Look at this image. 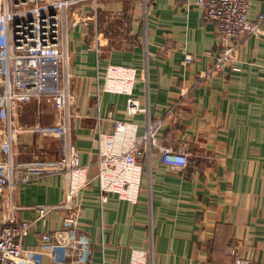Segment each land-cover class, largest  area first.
Segmentation results:
<instances>
[{
	"label": "crops",
	"instance_id": "0c3cea01",
	"mask_svg": "<svg viewBox=\"0 0 264 264\" xmlns=\"http://www.w3.org/2000/svg\"><path fill=\"white\" fill-rule=\"evenodd\" d=\"M98 3L105 17L123 13L130 43L113 51L106 47L98 56L92 26L78 22L71 31L73 137L92 179L77 193L75 208L78 227L93 246L92 260L85 264H132L135 250L145 252V264H232L226 254L232 243L241 245L252 264H264V24L260 39L247 36L242 42L231 67L205 77L219 38L216 23L203 20L202 7L149 0L148 60L138 38L141 0ZM250 3L251 19L264 12V0ZM82 7L87 14L91 10V4ZM147 61L148 80L139 76L133 89L138 113H132L124 94L102 92L97 98L98 72L105 77L109 64L140 69ZM57 112L37 102L20 109L19 123L26 129L18 134L14 153L25 171L43 170L45 162L60 158V140L36 130L58 123ZM148 115L164 121L159 141L184 145L191 164L174 169L156 151L150 164L143 163L137 203L115 194L101 202L94 165L99 126L110 134L116 120L143 123ZM64 190L65 179L58 174L21 184L15 194L19 217L32 220L38 206L62 203ZM67 213H52L46 227L38 222L24 239L26 249H40L41 234L58 229ZM39 262L69 264L49 256Z\"/></svg>",
	"mask_w": 264,
	"mask_h": 264
},
{
	"label": "built area",
	"instance_id": "2783aa9c",
	"mask_svg": "<svg viewBox=\"0 0 264 264\" xmlns=\"http://www.w3.org/2000/svg\"><path fill=\"white\" fill-rule=\"evenodd\" d=\"M99 1L0 0V264H42L39 262L42 256L64 259L69 264H85L92 260L93 246L89 236L78 227L75 210L77 193L92 179L88 176L90 166L81 162L73 137L76 96L72 91L70 36L78 22L92 26L91 42L98 56L103 55L106 47L113 51L128 44L123 13L112 12L105 17ZM183 1L188 7H202L203 20L216 23L219 46L214 63L204 71L205 77L231 67L247 36L260 39L263 35L264 12L251 19L250 0ZM82 4H91L88 14ZM141 5L144 12L142 33L138 38L149 60L146 23L149 0H141ZM188 61L192 62L193 56H188ZM232 68L239 70L236 66ZM97 75L98 99L102 92L124 94L131 99L132 113L140 111L132 97L133 89L139 76L147 82L148 61L140 69L109 64L105 77L99 72ZM101 77L104 79L102 85L99 83ZM33 102L50 104L60 113L58 123L47 127L37 125L36 130L60 140L61 156L45 162L43 170L25 171L15 157L14 146L18 134L26 129L19 123L20 109ZM114 125V132L110 134L98 128L99 151L94 165L101 202L115 194L120 199L137 203L144 177L143 163L150 164L156 151L165 164L174 169L181 170L192 162L184 145L174 147L159 141L164 128L162 118L148 115L143 123L128 118L116 120ZM128 132L130 137L122 140L117 137ZM53 174L65 179L64 201L38 206L32 220L21 219L18 212L21 207L15 195L17 188ZM61 211H68L67 216L58 229L41 234L40 249L34 252L26 249L24 239L34 231L36 224L39 222L46 227L50 215ZM226 254L232 258V264H252L243 255L240 244H229ZM132 259V264H145V252L133 251Z\"/></svg>",
	"mask_w": 264,
	"mask_h": 264
},
{
	"label": "bare ground",
	"instance_id": "6f19581e",
	"mask_svg": "<svg viewBox=\"0 0 264 264\" xmlns=\"http://www.w3.org/2000/svg\"><path fill=\"white\" fill-rule=\"evenodd\" d=\"M111 82V80H109V83ZM112 83V82H111ZM130 135H131V133L130 132H128L127 134H123V135H120V136H117V137H119L121 140H122V138H124V137H130Z\"/></svg>",
	"mask_w": 264,
	"mask_h": 264
},
{
	"label": "rangeland",
	"instance_id": "374dc122",
	"mask_svg": "<svg viewBox=\"0 0 264 264\" xmlns=\"http://www.w3.org/2000/svg\"><path fill=\"white\" fill-rule=\"evenodd\" d=\"M57 114H58V118L60 117V113L59 112H57Z\"/></svg>",
	"mask_w": 264,
	"mask_h": 264
}]
</instances>
